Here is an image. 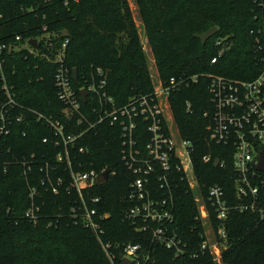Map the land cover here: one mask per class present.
<instances>
[{"label":"trees","instance_id":"obj_1","mask_svg":"<svg viewBox=\"0 0 264 264\" xmlns=\"http://www.w3.org/2000/svg\"><path fill=\"white\" fill-rule=\"evenodd\" d=\"M135 1L163 81L207 74L249 81L261 73L259 59L264 50L260 51L258 42L264 45V0ZM214 27L219 32L206 44L196 37ZM17 37H22V43H17ZM28 40L37 47L40 42L39 55L27 50L8 51L7 77L17 100L40 114L62 119L64 106L57 96L54 79L58 65L54 60L66 42L64 64L78 70L76 89L89 79L93 68H102L108 73V92L119 105L153 91L148 56L128 0H0V41L15 47ZM214 58L218 60L212 64ZM209 86L210 80L200 77L198 83L172 93L170 105L181 137L193 145V167L205 199L208 225L221 250L220 259L210 248H203L206 227L198 220L194 193L183 183L176 190L174 210L181 251L153 244L156 251L151 264H264V213L260 212L264 209V188L254 210L239 209L240 205L251 206L254 199L238 197L233 152L210 140L213 106ZM46 137L52 140L53 132L33 119L27 125L15 126L0 151V264H112L92 231L67 219L56 224L52 218L53 225L48 218L38 225L25 219L31 206V188L37 185L31 183V177L27 180L18 163L31 160L32 155L53 162L56 150L52 142L44 143ZM118 138L109 126L93 132L84 142L86 154H77V159L90 168H106L115 174L94 191L104 197L100 213L109 215L104 223L106 240L114 246L132 243L149 249L151 236L125 220L128 176ZM206 156L212 161L205 163ZM216 159L225 165L216 166ZM38 173L39 168H34L32 175ZM213 185L225 191L229 208L225 221L219 220L217 210L207 200L208 188ZM36 189V203L44 217L68 213L65 194L55 196L39 185Z\"/></svg>","mask_w":264,"mask_h":264},{"label":"built area","instance_id":"obj_2","mask_svg":"<svg viewBox=\"0 0 264 264\" xmlns=\"http://www.w3.org/2000/svg\"><path fill=\"white\" fill-rule=\"evenodd\" d=\"M16 41L22 43V37H17ZM221 43L220 40L217 45L221 46ZM37 44L38 47H34L28 40L22 46L13 47L0 41V151L15 126L27 125L33 119L44 123L53 132L52 140L46 137L44 143H53L56 150L54 161H41L32 155L31 160L24 159L18 164L22 166L27 180L31 177V183L44 187L55 196L65 194L69 199V209L66 215L44 217L41 206L36 203V186L31 188V206L24 216L28 222L38 225L48 218L49 224L53 225L51 220L55 218L56 224L60 219H67L75 226H82L95 234L112 264H124L125 260L131 264H151L154 260L152 253L156 251L153 244L180 252L181 241L177 240L174 229V210L176 190L181 184L186 183L194 193L200 212L198 220L205 227L209 216L193 167V145L179 133L170 96L184 86L198 83L200 77L210 80L213 106L212 121L208 127L210 140L233 152L234 168L238 174V197L254 199L251 206L244 204L239 209H255L260 191L264 188V171L258 169L264 155V53L259 59L261 73L253 80L207 74L163 81L158 74L156 78L153 76L152 92L138 94L128 103L119 105L108 92V73L102 68H93L83 86H78L79 89L74 87L73 71L64 64L66 42L54 60L58 65L54 79L57 96L64 106L62 119H57L21 104L7 77V52L27 50L38 56L40 42ZM258 44L263 51L264 45ZM217 60L214 58L212 64ZM49 61L52 62L51 58ZM83 91L87 92L86 102L82 97ZM107 126L119 135L120 159L128 176L125 220L138 232L151 236L152 246L149 249L132 243L114 246L106 240L108 234L104 223L109 215L100 213L104 197L96 196L94 191L106 185L115 174L112 175L106 168H90L88 163L77 159V154L85 155L87 152L86 137ZM203 160L209 163L212 158L206 156ZM219 160V166L223 167L225 162ZM34 168H39V173L32 175ZM106 172L109 173L107 182L99 183L100 176ZM206 197L217 210L219 220L225 221L229 208L224 189L213 185L208 188ZM260 212L263 214L264 209ZM220 235L226 237L223 231ZM206 237L207 243L203 248H210L213 253L207 234Z\"/></svg>","mask_w":264,"mask_h":264},{"label":"rangeland","instance_id":"obj_3","mask_svg":"<svg viewBox=\"0 0 264 264\" xmlns=\"http://www.w3.org/2000/svg\"><path fill=\"white\" fill-rule=\"evenodd\" d=\"M129 4L131 6V9L133 11V16H134V20L136 23V26L138 27L139 33H140V37H141V41H142V46L145 50V52L147 53L148 56V63H149V67L151 70L152 75L154 76V78L157 77L158 75V71L156 68V64H155V58L153 56L152 53V49H151V44L150 42L146 39L145 36V32H144V27H143V23H142V19L139 13V9L137 6V3L135 0H128ZM65 33V32H64ZM65 38H68L69 36H64ZM55 53H57V51L55 50ZM60 55V53H58V55H55V57L58 58V56ZM206 229H207V236H208V242L212 247V251L213 254L218 258V260L220 259V255H221V250L219 248V246L217 245V243L215 242V237L214 235L211 233L209 226L206 225Z\"/></svg>","mask_w":264,"mask_h":264},{"label":"water","instance_id":"obj_4","mask_svg":"<svg viewBox=\"0 0 264 264\" xmlns=\"http://www.w3.org/2000/svg\"><path fill=\"white\" fill-rule=\"evenodd\" d=\"M218 32H219V29L217 27H214V28H212L211 30H209L208 32H206L204 34L196 35V37L199 38L203 42V44H206L208 42V40L213 38ZM64 36H69V34L67 32H65ZM31 44L36 46V42H34V41H31ZM73 79H74L75 83L77 85H79V78H78V70L77 69L73 70ZM82 97H83L84 102H86V97H87V92L86 91L82 92ZM219 162H220V160L217 159L216 162H215V165L218 166ZM258 169L260 171H264V155L262 157V161H261L260 166L258 167ZM108 177H109V173L108 172L104 173L103 175L100 176L99 183L107 182ZM124 264H131V262L125 260Z\"/></svg>","mask_w":264,"mask_h":264}]
</instances>
